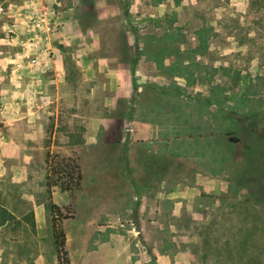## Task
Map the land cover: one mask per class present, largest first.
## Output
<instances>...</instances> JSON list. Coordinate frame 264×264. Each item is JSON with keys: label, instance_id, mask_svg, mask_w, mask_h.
<instances>
[{"label": "rangeland", "instance_id": "rangeland-1", "mask_svg": "<svg viewBox=\"0 0 264 264\" xmlns=\"http://www.w3.org/2000/svg\"><path fill=\"white\" fill-rule=\"evenodd\" d=\"M25 2L0 0V140L11 132L14 104L19 113L22 106L49 105L36 117L45 123L41 144L15 153L4 148L0 155V205L13 215L0 227V264H62L52 240L53 205L63 214L72 207L62 222L69 264H133L136 257L137 264H155L154 253L168 255L170 264H264V0H43L35 4L42 14L31 17ZM67 7L96 42L124 43L128 31L131 42L146 45L141 53L156 62H144L143 72L167 76L155 83L156 96L160 114L171 112L181 146L176 153L195 157L212 173L215 160L224 158V190L183 201L173 217L161 214L151 241L134 235L127 242L125 225L108 227L102 212L91 210L95 195L101 204L106 198L101 170L86 155L79 161L82 188L73 199L46 193V145L77 162L88 127L86 101L80 97L76 108L71 83L56 100L55 85L42 82L55 75L51 61L61 53L67 76L77 75L54 35L57 13ZM23 77L36 82L24 87ZM232 170L236 188L230 187ZM140 250L147 261H140Z\"/></svg>", "mask_w": 264, "mask_h": 264}, {"label": "crops", "instance_id": "crops-1", "mask_svg": "<svg viewBox=\"0 0 264 264\" xmlns=\"http://www.w3.org/2000/svg\"><path fill=\"white\" fill-rule=\"evenodd\" d=\"M41 2L43 0H26L28 17L42 14L40 7L35 6ZM73 11V8L67 7L57 13L54 35L66 47L65 53L72 56L77 75L74 78L67 76L61 53L58 55L61 60L57 58L51 61L55 75L44 77L42 82L55 85L56 100L61 95L59 89L71 83L70 95L72 101L74 97L76 99V108L80 97L86 101L88 127L76 148L77 162L79 165L80 156L86 155L101 170L103 195L106 198L101 204L95 195L91 210L102 212L108 227L125 225L127 242L134 241L137 236L143 241H151L152 229L162 226L159 221L161 214L173 217L179 214L183 201H191L200 193L224 190V158L215 160L217 166L212 173L201 170L198 167L200 162L195 157L176 153V147L181 146L175 140L174 126L169 121L171 112L163 108L164 115L160 114L156 96L158 88L155 83L159 77L165 79L167 76L146 75L143 72L144 62H156L141 53L146 45L131 42L128 31L123 32L124 43L96 42L88 28L85 32L80 30ZM110 16H115V13ZM80 36L84 38L79 42ZM44 45L47 47V44ZM22 80L20 83L24 87L35 81L25 77ZM14 82L18 83V79L15 78ZM142 82L146 84L145 87ZM82 86L84 90H80ZM25 89L30 90L31 87ZM10 93L17 95L14 90ZM14 105L8 111L12 116L10 120L14 122H9L11 127L8 131L11 132L5 136V142L0 140V147H3L0 155L4 153V148L15 153V148L40 145L44 138V120L38 121L36 117H42L48 101L36 105V108L22 106L21 113L16 111L17 106ZM20 114L22 120H18ZM70 114L77 116L78 112L72 111ZM42 163L44 166V159ZM234 174L232 170L231 188L237 187L233 185ZM116 208L118 211H115ZM115 239L112 233L110 241ZM125 253L131 254L130 247L126 248ZM112 254L115 256L116 252L112 251ZM147 256L144 254L142 257L140 250V261H147ZM153 256L155 264H170V257L164 253H154ZM135 260L133 264H137V257Z\"/></svg>", "mask_w": 264, "mask_h": 264}, {"label": "trees", "instance_id": "trees-1", "mask_svg": "<svg viewBox=\"0 0 264 264\" xmlns=\"http://www.w3.org/2000/svg\"><path fill=\"white\" fill-rule=\"evenodd\" d=\"M44 166V181L47 194L50 195L53 189H57L73 199L74 194L81 190L82 173L74 158L51 153L46 145ZM63 211L64 209L54 205L50 208L52 240L57 260L62 261V264H69L64 248L65 235L62 229V222L70 218L68 215L72 213V207H66L65 211L68 214H63ZM11 220H13V215L0 205V227Z\"/></svg>", "mask_w": 264, "mask_h": 264}, {"label": "built area", "instance_id": "built-area-1", "mask_svg": "<svg viewBox=\"0 0 264 264\" xmlns=\"http://www.w3.org/2000/svg\"><path fill=\"white\" fill-rule=\"evenodd\" d=\"M41 33H44V31H41ZM35 62V60L34 59H32L31 60V63H34Z\"/></svg>", "mask_w": 264, "mask_h": 264}]
</instances>
